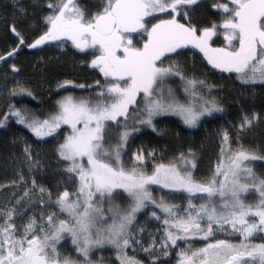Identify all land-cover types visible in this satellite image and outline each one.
<instances>
[{
  "label": "snow or ice",
  "instance_id": "snow-or-ice-1",
  "mask_svg": "<svg viewBox=\"0 0 264 264\" xmlns=\"http://www.w3.org/2000/svg\"><path fill=\"white\" fill-rule=\"evenodd\" d=\"M201 3L99 0L89 7L79 0H44L45 30L31 43L13 21L11 31L19 42L0 61L26 43L36 49L46 42L62 46L70 41L91 56L87 63L103 79L77 85L88 95L68 93L44 119L35 110L11 104L0 119L5 126L14 118L43 142L58 137L62 126L68 129L54 147L52 173L60 176L57 187L64 185L55 193L36 178L49 168L41 152H34L26 137L14 140L23 149L9 182L13 191L0 203V264H146L140 253L149 257V264H160V256L171 251L176 264H264V171L253 166L264 161V153L242 142L245 133L264 125L260 112L241 108L233 125L235 148L229 130H219V157L206 179L195 176L191 147L165 163L162 157L156 162L155 148L139 145L131 152L130 165L125 162L134 134L144 127L162 131L156 117L171 113L195 127L202 117L225 111L211 95L216 85L187 75L185 65L171 59L190 51L189 46L213 69L234 74L240 95L254 99L256 86L264 87V0L214 2L219 19L193 22ZM220 34L223 46L213 47V37ZM11 69L19 71L15 63ZM175 78L182 82L186 102L166 87ZM73 83L64 80L57 88ZM25 93L36 98L19 82L10 94ZM148 159L153 161L150 172ZM153 186L169 190V196L183 193L185 202L172 203L165 195L157 199ZM252 194L254 202H249ZM149 206L160 236L145 243L138 214ZM68 239L70 247L65 248L61 242Z\"/></svg>",
  "mask_w": 264,
  "mask_h": 264
},
{
  "label": "trees",
  "instance_id": "trees-1",
  "mask_svg": "<svg viewBox=\"0 0 264 264\" xmlns=\"http://www.w3.org/2000/svg\"><path fill=\"white\" fill-rule=\"evenodd\" d=\"M98 2L99 0H79L82 6L89 7ZM214 2L224 3L227 0H202L200 7L193 13V22L219 19L217 11L212 8ZM43 7L44 0H0V55L11 51L19 42L11 31L13 21L18 31L26 37L27 43H31L45 30L42 17L46 11L42 10ZM213 41V46L219 47L224 44L220 42L219 35L214 36ZM27 43L18 49L17 54L12 58L5 57V60L0 61V119L4 118L3 114L8 111L10 104L17 108L26 106L28 109L35 110L37 116L45 117L56 110V101L64 95L68 93L76 96L88 95L86 90L80 89L77 85H92L94 80H102L98 70L92 69L87 63L91 56L78 52L70 41L62 46L59 42L52 41L36 49H29ZM189 49L190 51L186 50L180 57L172 56L171 59L179 60L185 65L187 75L195 74L199 79H205L209 84L216 85L211 93H214L224 104L225 111L203 117L195 127H188L174 117L155 118L158 128L162 131L157 133L149 127H144L139 133L134 134V138L129 141L130 148L128 155L125 156V162L130 165L131 152L139 145H143L145 149L155 148L156 162H160L162 157L165 163L181 151L187 154L188 148L191 147L195 150L196 168L193 170L195 176L198 179H206L211 175L219 157V130L221 128L229 130L232 147L235 148L237 132L233 125L237 122L241 108L248 112L256 110L264 116V87L256 86L254 99L251 94L240 95L239 82L235 80L234 74L213 69L198 50L191 47ZM13 63L17 65L18 72L12 71ZM64 80H71L74 83L65 85L64 89L57 88V84ZM177 81H180L179 78L169 80L175 85L178 84ZM17 82L30 89L36 98L26 93L11 95V90L17 87ZM94 91L96 90L93 88ZM129 124H132V121H129ZM19 137H26L29 143L33 144L34 152L42 151L45 159L43 161L49 166L47 172H37L36 178L50 187L54 193L58 190L62 191L63 184L57 187L59 174L54 176L52 173L56 167L54 147L58 139L48 137L43 139L47 142L38 141L26 127L16 123V120L10 117L5 126H0V186H4L0 187V203H3L13 191L9 182L16 176L17 158L23 149L21 142L14 143V140ZM242 142L246 147L264 153V125L245 133ZM146 164L150 172L153 166L152 159H148ZM253 166L257 172L264 171V161H254ZM68 190L72 191V186H69ZM168 192L162 190L161 193L169 200ZM184 197L185 194H182V201ZM152 210L153 206H149L138 214V227L145 228L142 237L145 243L150 242L152 236H155L157 240L160 236L157 232L159 226L148 217ZM196 242L199 245V239H196ZM61 243L65 248L70 247V239L67 244ZM129 252L131 254V250ZM140 258L149 264V257L143 253H140ZM175 262V251H171L168 257L160 256V264H175Z\"/></svg>",
  "mask_w": 264,
  "mask_h": 264
},
{
  "label": "rangeland",
  "instance_id": "rangeland-1",
  "mask_svg": "<svg viewBox=\"0 0 264 264\" xmlns=\"http://www.w3.org/2000/svg\"><path fill=\"white\" fill-rule=\"evenodd\" d=\"M219 40H220V42L222 41L223 43H224V38H223V35L222 34H220L219 35ZM52 42V41H51ZM47 43H50V42H46V44ZM71 43V42H70ZM72 45V44H71ZM41 46H43V45H41ZM41 46H39V47H41ZM213 46V45H212ZM189 47H191V46H189ZM213 47H217V46H213ZM196 50H198V49H196ZM199 51V50H198ZM202 54V53H201ZM203 55V54H202ZM211 66V65H210ZM212 67V66H211ZM102 77V76H101ZM103 79V78H102ZM169 80H171V79H169ZM169 80H167L166 81V87L168 86V85H170L175 91H176V94H177V97H178V99L181 101V102H186V100H187V97L185 96V94L183 93V90H182V82L181 81H177L178 82V84H173V82H169ZM203 91H205V92H207V89L205 88V89H203ZM67 95V94H66ZM74 95V94H73ZM211 95H213V96H216L214 93H211ZM65 96V95H64ZM76 96V95H75ZM159 117H174V118H177L178 120H180L181 122H182V120H181V118L178 116V115H174V114H171V113H169V114H165V115H162V116H159ZM205 117H207V116H205ZM44 118H46V116L45 117H40V119H44ZM157 118V117H156ZM203 118V117H202ZM201 118V119H202ZM183 123V122H182ZM187 126V125H186ZM63 127V130L62 131H60V133L62 132L63 134L66 132V131H68V129H67V127L66 126H62ZM64 131V132H63ZM63 134H61L60 135V140H62V138H63ZM46 138H48V137H45V138H43V139H46ZM57 139H58V141H60L59 140V138L58 137H56ZM37 151V150H36ZM41 152V156H40V158L42 159V160H45L44 159V155H43V152L42 151H40ZM48 157H49V155H48ZM45 163V162H44ZM25 171H26V169H25ZM153 188L154 189H156V191L154 192V195L157 197V199L160 197V195H162V190H166V191H169V190H167V189H160L159 188V186H153ZM182 194L183 193H176V195L175 196H170L169 197V200L170 201H172V202H175L176 204H180V203H184L185 202V200H183L182 201V199H181V197H182ZM253 196H254V194H252V195H250V197H249V202H254V200H253ZM166 198H167V196H166ZM195 203H197V204H199L201 201L200 200H196V201H194ZM150 212V211H149ZM38 215V214H37ZM148 217H149V215H148ZM155 223H156V225H158L159 227H160V225H159V223L157 222V221H155V220H153ZM160 234V233H159ZM196 239H199V238H196ZM109 253H108V251L107 250H105V252H104V255L105 256H107ZM99 255V253H97V256ZM94 259L96 258L95 256L93 257ZM175 264H176V262H175Z\"/></svg>",
  "mask_w": 264,
  "mask_h": 264
}]
</instances>
